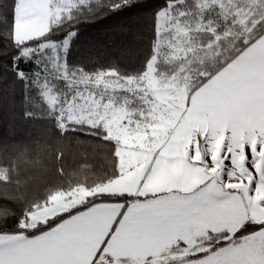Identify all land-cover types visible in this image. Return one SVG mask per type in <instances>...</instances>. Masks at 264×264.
I'll use <instances>...</instances> for the list:
<instances>
[{"label": "snow or ice", "instance_id": "6c2138e0", "mask_svg": "<svg viewBox=\"0 0 264 264\" xmlns=\"http://www.w3.org/2000/svg\"><path fill=\"white\" fill-rule=\"evenodd\" d=\"M0 264H264V0H0Z\"/></svg>", "mask_w": 264, "mask_h": 264}, {"label": "trees", "instance_id": "16d2710c", "mask_svg": "<svg viewBox=\"0 0 264 264\" xmlns=\"http://www.w3.org/2000/svg\"><path fill=\"white\" fill-rule=\"evenodd\" d=\"M158 2L146 0L150 5ZM136 11L109 16L85 26L77 45L76 57L86 61H119L129 66H138L145 54L149 33L142 22L133 19ZM33 135L40 136L41 133L34 131ZM76 152L77 149L73 147L72 154L66 157L65 164L69 168L79 159ZM45 163L49 168L53 166L51 161L45 160Z\"/></svg>", "mask_w": 264, "mask_h": 264}]
</instances>
